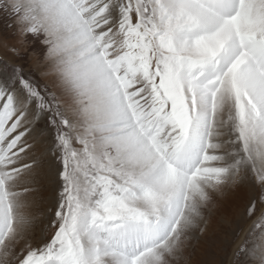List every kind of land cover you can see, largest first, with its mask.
<instances>
[{"label": "snow or ice", "instance_id": "6c2138e0", "mask_svg": "<svg viewBox=\"0 0 264 264\" xmlns=\"http://www.w3.org/2000/svg\"><path fill=\"white\" fill-rule=\"evenodd\" d=\"M264 264V0H0V264Z\"/></svg>", "mask_w": 264, "mask_h": 264}, {"label": "bare ground", "instance_id": "6f19581e", "mask_svg": "<svg viewBox=\"0 0 264 264\" xmlns=\"http://www.w3.org/2000/svg\"><path fill=\"white\" fill-rule=\"evenodd\" d=\"M196 245V242H193V246L195 247ZM197 246L199 247L197 250H194L193 252L190 250V259L192 260V264H198L200 256L205 255V251L199 245Z\"/></svg>", "mask_w": 264, "mask_h": 264}, {"label": "rangeland", "instance_id": "374dc122", "mask_svg": "<svg viewBox=\"0 0 264 264\" xmlns=\"http://www.w3.org/2000/svg\"><path fill=\"white\" fill-rule=\"evenodd\" d=\"M199 247L196 245L195 247L193 246L191 248V251L193 252L194 250H197ZM210 258H214L212 256H209L205 253V255H201L200 258H199V263L198 264H204V261L207 260V259H210Z\"/></svg>", "mask_w": 264, "mask_h": 264}]
</instances>
